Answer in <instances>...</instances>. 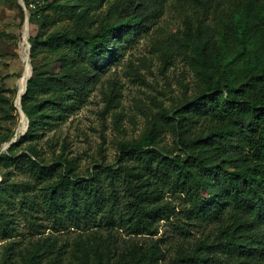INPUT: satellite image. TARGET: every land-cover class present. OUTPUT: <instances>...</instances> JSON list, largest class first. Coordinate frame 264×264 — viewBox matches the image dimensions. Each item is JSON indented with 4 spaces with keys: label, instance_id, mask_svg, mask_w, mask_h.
<instances>
[{
    "label": "trees",
    "instance_id": "1",
    "mask_svg": "<svg viewBox=\"0 0 264 264\" xmlns=\"http://www.w3.org/2000/svg\"><path fill=\"white\" fill-rule=\"evenodd\" d=\"M184 1L197 6L176 38L196 75L193 94L122 143L115 164L86 176L73 175L62 155L47 160L40 134L86 101L98 72L170 0H116L118 23L29 37L30 58L43 60L21 97L28 130L0 154V239L30 237L4 246L18 264H160L165 252L153 237L173 220L180 233L210 229L178 247L172 264H264V0ZM0 102L14 120L13 101ZM169 196L183 199L179 210ZM71 229L79 231L72 243L54 235Z\"/></svg>",
    "mask_w": 264,
    "mask_h": 264
},
{
    "label": "rangeland",
    "instance_id": "2",
    "mask_svg": "<svg viewBox=\"0 0 264 264\" xmlns=\"http://www.w3.org/2000/svg\"><path fill=\"white\" fill-rule=\"evenodd\" d=\"M89 3L86 0H58L59 6L53 8L52 0H0V98L8 97L13 101L16 115L14 120H6L0 111V149L15 135L18 141L28 130V119L25 118L24 130L18 132L21 122L16 107L19 106L16 102L19 80L26 64H29L27 85L33 69L43 60L42 56L30 58L29 37L34 36L37 30L43 33L61 27L71 31L77 25L93 33L105 22H120L121 10L116 9V0H92ZM192 6L190 8L184 0H170L156 21L148 24L134 43L127 45L117 58L98 72L86 101L65 121L42 131L37 149L47 160L56 161L58 156H64L72 162L69 170L77 176H86L95 164L113 165L117 162L122 143L140 139L149 130L155 116L173 109L184 95L193 94L196 75L176 42L185 27V18L194 16L193 8L197 6ZM223 15L220 13L218 16ZM210 23L214 24L213 21ZM25 91L26 87L23 94ZM9 133L10 141L1 143ZM49 140L54 143L53 148H49ZM164 143H172L169 133L165 135ZM168 198L176 204L177 210L184 203L178 196ZM175 223L174 220L162 221L158 234L153 237L160 240L165 252L160 264H172L178 247L188 248L210 229L196 225L180 233ZM76 231L71 229L70 232L53 234L59 240L66 239L72 243L79 232ZM21 232L25 234L26 229ZM51 233L46 230L42 236ZM118 234L120 238H130L124 233ZM29 238L27 235L0 239V264H18L17 254H9L4 246L19 240H23L24 246ZM135 240L143 242L146 238Z\"/></svg>",
    "mask_w": 264,
    "mask_h": 264
},
{
    "label": "bare ground",
    "instance_id": "3",
    "mask_svg": "<svg viewBox=\"0 0 264 264\" xmlns=\"http://www.w3.org/2000/svg\"><path fill=\"white\" fill-rule=\"evenodd\" d=\"M29 76H30V66H29V64H26L22 78L19 80V89H18V95H17V99H16L17 105H19L20 98H21V96L24 92V89H25L26 80ZM25 124H26V119H25V117L22 116L18 132H22L24 130ZM0 179H1V177H0Z\"/></svg>",
    "mask_w": 264,
    "mask_h": 264
},
{
    "label": "water",
    "instance_id": "4",
    "mask_svg": "<svg viewBox=\"0 0 264 264\" xmlns=\"http://www.w3.org/2000/svg\"><path fill=\"white\" fill-rule=\"evenodd\" d=\"M26 28H28V24H26ZM25 87H26V83H25ZM20 100H21V99H20ZM16 102H17V101H16ZM16 107H17V109H18V111H19L20 117L23 116V117L26 118V116L24 115L22 109L20 108V101H19V106H16ZM16 140H17V135H15V137H14L9 143H7V144H5V145L3 146V148L0 150V154H1L2 152L6 151V149H7L8 147H10L12 144H14V143L16 142ZM0 181H1V179H0Z\"/></svg>",
    "mask_w": 264,
    "mask_h": 264
}]
</instances>
